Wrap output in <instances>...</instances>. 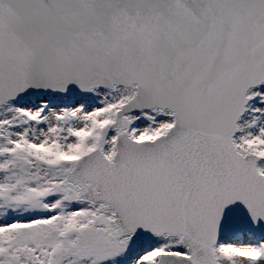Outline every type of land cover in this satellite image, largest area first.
<instances>
[{"label":"snow or ice","instance_id":"obj_1","mask_svg":"<svg viewBox=\"0 0 264 264\" xmlns=\"http://www.w3.org/2000/svg\"><path fill=\"white\" fill-rule=\"evenodd\" d=\"M0 264H264V0H0Z\"/></svg>","mask_w":264,"mask_h":264}]
</instances>
